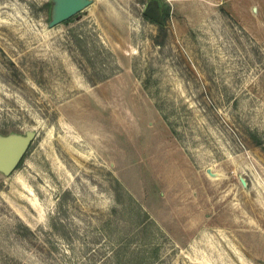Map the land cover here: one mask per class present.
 I'll return each instance as SVG.
<instances>
[{"label":"rangeland","instance_id":"rangeland-1","mask_svg":"<svg viewBox=\"0 0 264 264\" xmlns=\"http://www.w3.org/2000/svg\"><path fill=\"white\" fill-rule=\"evenodd\" d=\"M53 5L0 0V264H264V0Z\"/></svg>","mask_w":264,"mask_h":264},{"label":"water","instance_id":"water-1","mask_svg":"<svg viewBox=\"0 0 264 264\" xmlns=\"http://www.w3.org/2000/svg\"><path fill=\"white\" fill-rule=\"evenodd\" d=\"M91 1L92 0H53L54 5L49 24L53 26L67 19L91 3ZM145 13L156 20H160L159 15L153 7L148 8ZM35 135V131H27L25 134L16 132L0 134L1 171L9 174L17 167Z\"/></svg>","mask_w":264,"mask_h":264},{"label":"flooded vegetation","instance_id":"flooded-vegetation-1","mask_svg":"<svg viewBox=\"0 0 264 264\" xmlns=\"http://www.w3.org/2000/svg\"><path fill=\"white\" fill-rule=\"evenodd\" d=\"M150 8V7H149ZM155 8V7H154ZM156 10V12H157V14L159 15V18H160V20H156V21H158V22H162L163 20H162V17H161V13L160 12H158V9H155ZM151 17V16H150ZM151 18H153V17H151ZM154 19V18H153Z\"/></svg>","mask_w":264,"mask_h":264},{"label":"trees","instance_id":"trees-1","mask_svg":"<svg viewBox=\"0 0 264 264\" xmlns=\"http://www.w3.org/2000/svg\"><path fill=\"white\" fill-rule=\"evenodd\" d=\"M72 17H68L67 19H65V21H68V20H70ZM25 156V155H24ZM24 156L22 157V159H21V161H20V163L23 161V159H24ZM19 163V164H20Z\"/></svg>","mask_w":264,"mask_h":264}]
</instances>
